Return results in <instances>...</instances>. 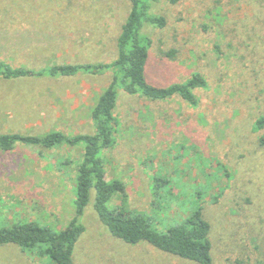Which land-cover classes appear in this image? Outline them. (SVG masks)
<instances>
[{
  "label": "rangeland",
  "instance_id": "1",
  "mask_svg": "<svg viewBox=\"0 0 264 264\" xmlns=\"http://www.w3.org/2000/svg\"><path fill=\"white\" fill-rule=\"evenodd\" d=\"M262 0L150 2L166 25L146 24L152 39L148 79L168 86L200 72L193 106L175 95L151 100L121 94L116 142L103 155L108 180L125 193L113 207L178 223L203 208L211 224L212 264H264V10ZM131 9L129 0H0V58L15 66L110 62ZM112 74L71 77L0 75V133H94L91 111ZM83 146L18 143L0 148V227L37 221L59 230L75 215ZM165 178L164 206L153 183ZM94 194L74 264H200L149 242L128 243L100 221ZM40 249L0 244V264H53Z\"/></svg>",
  "mask_w": 264,
  "mask_h": 264
},
{
  "label": "trees",
  "instance_id": "2",
  "mask_svg": "<svg viewBox=\"0 0 264 264\" xmlns=\"http://www.w3.org/2000/svg\"><path fill=\"white\" fill-rule=\"evenodd\" d=\"M130 12L117 37V56L110 62H81L49 65L41 69L15 66L0 58V75L7 79L27 76L71 77L82 74L101 75L107 72L112 79L92 108L94 133L68 135L61 130L44 134L0 133V148L12 150L18 143L55 147L60 145L83 146L77 166L75 215L64 229L55 230L37 221H18L0 227V244L14 243L23 250L40 249L53 264H74V249L85 230L81 222L86 207L94 194L93 206L100 221L116 237L131 243L149 242L162 251L196 261L212 264L211 224L204 217L203 208L196 207L178 223L161 228L155 216L148 213L132 214L122 207H113L110 201L117 193H125L121 180H108L104 151L116 142L119 119L115 109L121 94L142 95L151 100H166L180 96L190 105H197L195 88L207 86V79L195 72L184 82L168 86L151 82L147 77L152 39L144 33L145 25H166L163 15L153 13L150 2L157 0H129ZM175 4L179 0H168ZM262 9L264 10V0ZM257 129H264V115L255 122ZM264 145V134L259 140ZM165 178L156 177L153 183L155 208L164 206L167 195L162 188Z\"/></svg>",
  "mask_w": 264,
  "mask_h": 264
}]
</instances>
